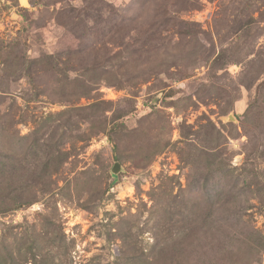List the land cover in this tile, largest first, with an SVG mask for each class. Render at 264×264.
Returning a JSON list of instances; mask_svg holds the SVG:
<instances>
[{
	"label": "rangeland",
	"instance_id": "374dc122",
	"mask_svg": "<svg viewBox=\"0 0 264 264\" xmlns=\"http://www.w3.org/2000/svg\"><path fill=\"white\" fill-rule=\"evenodd\" d=\"M158 199L264 264V0H0V264H155Z\"/></svg>",
	"mask_w": 264,
	"mask_h": 264
},
{
	"label": "trees",
	"instance_id": "16d2710c",
	"mask_svg": "<svg viewBox=\"0 0 264 264\" xmlns=\"http://www.w3.org/2000/svg\"><path fill=\"white\" fill-rule=\"evenodd\" d=\"M112 147H114L113 144ZM112 180L115 181L116 176H112ZM190 190L195 189L187 185L185 191ZM21 204V201H0V208L4 209V211L11 210L20 207ZM177 206L178 204L174 200L171 201V205H163L160 199L156 200V202L154 201V204L151 206L152 211L158 213L163 209V213L168 216L170 225L169 227L162 226V223L159 221L162 219V216L156 221V230L152 236L153 243L151 244V248L141 249L139 251L140 257L151 256L154 258V262L158 261L155 264H181L183 262L182 259L184 261L187 259L188 262L191 254L195 253V256L198 255L200 228L195 221L196 219L189 216L186 217V226L178 224L180 212ZM125 234L124 239L127 237V233ZM29 254V257H26L25 260L30 261L31 264H38L37 262L46 257V255H50V252L41 251L40 247H37L36 251H33L30 246ZM50 257L52 256L50 255Z\"/></svg>",
	"mask_w": 264,
	"mask_h": 264
},
{
	"label": "water",
	"instance_id": "95a60500",
	"mask_svg": "<svg viewBox=\"0 0 264 264\" xmlns=\"http://www.w3.org/2000/svg\"><path fill=\"white\" fill-rule=\"evenodd\" d=\"M119 169H120V164L118 162H114V164H113V166H112V168L110 170V173L112 175H116L117 172L119 171Z\"/></svg>",
	"mask_w": 264,
	"mask_h": 264
}]
</instances>
